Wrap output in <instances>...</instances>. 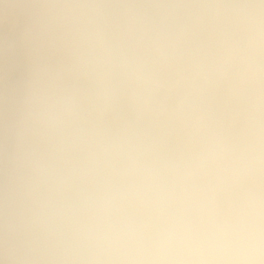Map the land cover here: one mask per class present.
<instances>
[{
	"label": "clouds",
	"instance_id": "9594fccd",
	"mask_svg": "<svg viewBox=\"0 0 264 264\" xmlns=\"http://www.w3.org/2000/svg\"><path fill=\"white\" fill-rule=\"evenodd\" d=\"M0 264H264V0H0Z\"/></svg>",
	"mask_w": 264,
	"mask_h": 264
}]
</instances>
